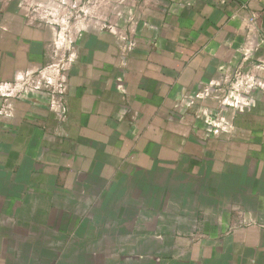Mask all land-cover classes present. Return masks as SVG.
<instances>
[{"label":"crops","instance_id":"0c3cea01","mask_svg":"<svg viewBox=\"0 0 264 264\" xmlns=\"http://www.w3.org/2000/svg\"><path fill=\"white\" fill-rule=\"evenodd\" d=\"M263 69L264 0H0V264H264Z\"/></svg>","mask_w":264,"mask_h":264},{"label":"rangeland","instance_id":"374dc122","mask_svg":"<svg viewBox=\"0 0 264 264\" xmlns=\"http://www.w3.org/2000/svg\"><path fill=\"white\" fill-rule=\"evenodd\" d=\"M39 9V13H41L42 15H50L51 13H54V14H56V15H61V14H63V15H66V14H68V15H76V14H78V13H80V12H77L76 10H77V8H75L74 10H70L69 8H66V7H56V6H46V5H41L40 6V8H38ZM89 10H90V7H89ZM69 11V12H68ZM76 11V12H75ZM92 11V10H91ZM71 25H73V24H71ZM264 70V69H263ZM264 76V75H263Z\"/></svg>","mask_w":264,"mask_h":264},{"label":"built area","instance_id":"2783aa9c","mask_svg":"<svg viewBox=\"0 0 264 264\" xmlns=\"http://www.w3.org/2000/svg\"><path fill=\"white\" fill-rule=\"evenodd\" d=\"M253 17H254V15L252 14L251 18H253Z\"/></svg>","mask_w":264,"mask_h":264}]
</instances>
